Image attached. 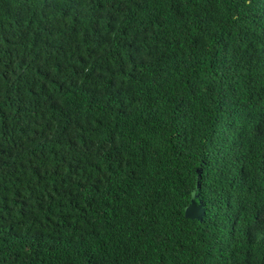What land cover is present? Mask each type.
Instances as JSON below:
<instances>
[{"label": "trees", "instance_id": "trees-1", "mask_svg": "<svg viewBox=\"0 0 264 264\" xmlns=\"http://www.w3.org/2000/svg\"><path fill=\"white\" fill-rule=\"evenodd\" d=\"M0 264H264V0H0Z\"/></svg>", "mask_w": 264, "mask_h": 264}, {"label": "water", "instance_id": "water-1", "mask_svg": "<svg viewBox=\"0 0 264 264\" xmlns=\"http://www.w3.org/2000/svg\"><path fill=\"white\" fill-rule=\"evenodd\" d=\"M203 215L204 211L199 206H196L194 202H191L190 205L185 208V216L187 218L201 219Z\"/></svg>", "mask_w": 264, "mask_h": 264}]
</instances>
